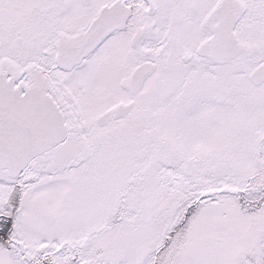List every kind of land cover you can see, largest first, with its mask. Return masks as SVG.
<instances>
[{
	"label": "snow or ice",
	"instance_id": "6c2138e0",
	"mask_svg": "<svg viewBox=\"0 0 264 264\" xmlns=\"http://www.w3.org/2000/svg\"><path fill=\"white\" fill-rule=\"evenodd\" d=\"M0 264H264V0H0Z\"/></svg>",
	"mask_w": 264,
	"mask_h": 264
}]
</instances>
